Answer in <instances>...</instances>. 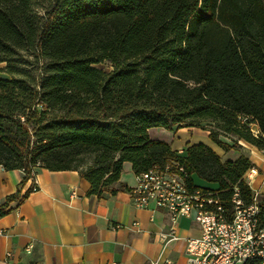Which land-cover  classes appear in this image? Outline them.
I'll return each instance as SVG.
<instances>
[{
  "label": "trees",
  "instance_id": "1",
  "mask_svg": "<svg viewBox=\"0 0 264 264\" xmlns=\"http://www.w3.org/2000/svg\"><path fill=\"white\" fill-rule=\"evenodd\" d=\"M0 63V166L21 182L37 166L73 169L101 197L124 162L135 174L178 162L225 207L235 188L252 201L248 154L224 160L202 141L179 151L149 129L206 124L224 151L264 149V0H0Z\"/></svg>",
  "mask_w": 264,
  "mask_h": 264
},
{
  "label": "crops",
  "instance_id": "2",
  "mask_svg": "<svg viewBox=\"0 0 264 264\" xmlns=\"http://www.w3.org/2000/svg\"><path fill=\"white\" fill-rule=\"evenodd\" d=\"M187 142H193L190 135L179 130L168 143L181 150ZM239 142L248 149L251 173H255L251 186L262 198L264 155L254 145ZM212 148L224 160L247 151ZM33 174L37 187L24 196L30 186L28 178L21 182L24 172L0 166V204L20 191L0 216V264H149L160 254L176 264H187L184 239L200 235L198 224L190 217L179 218L178 238L168 240L164 247L158 235L168 228V214L134 206L130 189L135 173L129 162L122 165L120 179L114 184L117 190L101 197L88 195L90 183L77 170L37 166ZM261 219L264 221V212Z\"/></svg>",
  "mask_w": 264,
  "mask_h": 264
},
{
  "label": "built area",
  "instance_id": "3",
  "mask_svg": "<svg viewBox=\"0 0 264 264\" xmlns=\"http://www.w3.org/2000/svg\"><path fill=\"white\" fill-rule=\"evenodd\" d=\"M240 119L245 122L247 117ZM248 124L253 133L258 132L252 129L256 123ZM259 151L264 155V149ZM252 168L244 173V179L253 191L252 201L244 204L235 188L231 208L225 207L214 191L195 187V191L185 192V185L175 182V174H182L188 181L187 172L178 162L136 173L130 196L136 207L167 212L168 228L158 235L164 247L168 240L178 238L175 230L179 218L190 217L198 224L200 235L184 239L187 264H264V224L260 223L258 192L251 186L255 174L251 173ZM27 180L29 189H36L33 172ZM193 205H202V213H193ZM213 206H220V213H213ZM149 264L176 263L160 254Z\"/></svg>",
  "mask_w": 264,
  "mask_h": 264
},
{
  "label": "rangeland",
  "instance_id": "4",
  "mask_svg": "<svg viewBox=\"0 0 264 264\" xmlns=\"http://www.w3.org/2000/svg\"><path fill=\"white\" fill-rule=\"evenodd\" d=\"M4 66V63H0V76H8L6 73L2 72L1 71V68ZM102 67L104 68H107V66L105 64H102L101 65ZM204 126H206V128H198V127H183L181 128V132L183 133H187L190 135V139L193 140V142H198V141H202L206 144H209V140H208V129L210 128V126H207L206 124H203ZM256 127V128H255ZM151 131V136L154 137L153 139H159V140H164V141H170L171 140V136L172 134L174 133V135L177 133V132H173V131H169L167 129H164L162 127H152L150 128ZM149 129V130H150ZM252 129L255 130L257 129L258 130V125L256 124L255 125H252ZM173 132V133H172ZM189 132V133H188ZM219 137L225 141H228V142H232L231 141V137L229 136H226L224 134H220ZM237 144L236 145V148L237 149H240L241 151L244 149V150H247V151H243L244 153L248 154V149H246V147L244 145H242L239 140H237ZM211 146H215V144L211 145Z\"/></svg>",
  "mask_w": 264,
  "mask_h": 264
},
{
  "label": "bare ground",
  "instance_id": "5",
  "mask_svg": "<svg viewBox=\"0 0 264 264\" xmlns=\"http://www.w3.org/2000/svg\"><path fill=\"white\" fill-rule=\"evenodd\" d=\"M175 182L178 185H185V192L195 191V188L188 186L182 174H175ZM193 213H202V205H193ZM213 213H220V206H213Z\"/></svg>",
  "mask_w": 264,
  "mask_h": 264
}]
</instances>
